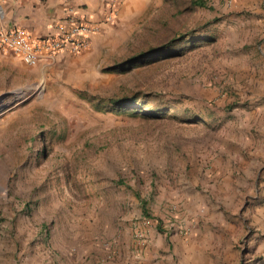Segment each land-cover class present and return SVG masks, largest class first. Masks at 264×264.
<instances>
[{"label":"rangeland","instance_id":"1","mask_svg":"<svg viewBox=\"0 0 264 264\" xmlns=\"http://www.w3.org/2000/svg\"><path fill=\"white\" fill-rule=\"evenodd\" d=\"M116 12L79 59L0 50V264H264V0Z\"/></svg>","mask_w":264,"mask_h":264},{"label":"crops","instance_id":"2","mask_svg":"<svg viewBox=\"0 0 264 264\" xmlns=\"http://www.w3.org/2000/svg\"><path fill=\"white\" fill-rule=\"evenodd\" d=\"M120 0H0L6 6L9 19L5 24L0 22V26L6 25L8 28L20 26L28 30L34 36H43L52 32L57 24L66 20L71 16V8H75V17L82 19L88 23H102L103 28L96 31L91 37V45L89 49L81 53H72L63 51L58 56L70 54L72 58H80L84 54L90 52L97 53L103 47L111 44L117 35L122 31L119 21L120 14L112 21L107 20V16ZM0 7V14L3 9ZM5 13V12H4ZM4 18V17H3ZM6 18V17H5ZM218 153H216L217 155ZM92 230V224H90ZM68 238V237H67ZM100 238V237H99ZM99 238L93 237L92 233L85 229L77 227L71 232L70 238L66 239V246L73 249L75 261L79 262L83 259L81 249L82 245L89 246L93 241L99 242ZM85 252V251H83Z\"/></svg>","mask_w":264,"mask_h":264},{"label":"built area","instance_id":"3","mask_svg":"<svg viewBox=\"0 0 264 264\" xmlns=\"http://www.w3.org/2000/svg\"><path fill=\"white\" fill-rule=\"evenodd\" d=\"M74 9L71 8L73 14L59 22L52 32L39 37L20 26L1 25L0 50L20 55L28 65H37L52 63L63 51L77 54L89 49L92 35L100 31L103 24L77 19ZM111 11L107 16L109 21L116 17Z\"/></svg>","mask_w":264,"mask_h":264},{"label":"trees","instance_id":"4","mask_svg":"<svg viewBox=\"0 0 264 264\" xmlns=\"http://www.w3.org/2000/svg\"><path fill=\"white\" fill-rule=\"evenodd\" d=\"M153 52H155V51H151L147 54L146 53H140L137 56H135L134 58H135V60H142L143 58H146L149 54H151Z\"/></svg>","mask_w":264,"mask_h":264}]
</instances>
